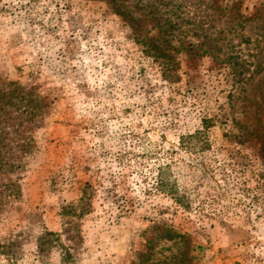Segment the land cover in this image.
<instances>
[{
	"label": "rangeland",
	"instance_id": "374dc122",
	"mask_svg": "<svg viewBox=\"0 0 264 264\" xmlns=\"http://www.w3.org/2000/svg\"><path fill=\"white\" fill-rule=\"evenodd\" d=\"M219 1L227 17L204 16L233 28L222 48L165 79L103 0H0V90L40 102L29 132L0 103L19 166L0 264H139L147 247L150 264H264V0Z\"/></svg>",
	"mask_w": 264,
	"mask_h": 264
},
{
	"label": "trees",
	"instance_id": "16d2710c",
	"mask_svg": "<svg viewBox=\"0 0 264 264\" xmlns=\"http://www.w3.org/2000/svg\"><path fill=\"white\" fill-rule=\"evenodd\" d=\"M103 1L110 5L113 13L126 23L143 54L158 63L161 75L165 79L175 74L176 56L186 54L190 57V55L197 53L200 57L211 56L215 50H220L223 46L219 44L223 40L220 36L227 32H233V28L229 27L228 22L224 21L225 25L217 29L206 20L208 16H204L208 12L211 13L210 16H214L213 12H217L219 16L227 17L232 9L228 4L219 0H210V4H205V1H199V4L195 3L198 8H202L200 11L202 17L199 20L189 18L192 11L196 13V9L195 4H186L187 0ZM242 24L243 22H239L236 26L242 29ZM196 31L198 34L195 33ZM189 34L198 39L196 44L187 41ZM174 41L178 42L177 46L173 45ZM13 100H18L22 104V115L29 117L20 125L24 126L27 123L26 130L31 131L34 124H37L34 120L36 118V105L40 103L39 96L30 90L16 86L9 91L0 90V103L2 105L12 106ZM10 114L9 111L0 107V212L6 206L7 200L16 197L19 193L16 183L10 178V175L19 168L15 163V151L7 149L6 146L4 147L6 149L2 148L5 141L8 140L7 136L10 135L4 132L2 125L8 124L9 128L10 125L13 126L12 122L15 120L10 117ZM30 124L33 126L29 129L28 125ZM26 134L27 132L24 135ZM20 142L23 145H21L19 152L23 155L28 154L33 142L32 139L25 136L20 139ZM160 238L173 241L174 245L179 247L185 246L187 243L185 235L175 233L172 230H166ZM152 241H148V243H152ZM149 252L150 249L147 247V250L139 257V264H150ZM176 258L173 257V259Z\"/></svg>",
	"mask_w": 264,
	"mask_h": 264
}]
</instances>
